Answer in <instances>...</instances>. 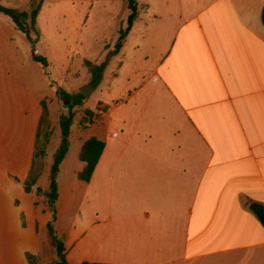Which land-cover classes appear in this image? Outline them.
<instances>
[{
	"label": "crops",
	"instance_id": "crops-1",
	"mask_svg": "<svg viewBox=\"0 0 264 264\" xmlns=\"http://www.w3.org/2000/svg\"><path fill=\"white\" fill-rule=\"evenodd\" d=\"M138 9L131 31L140 21L147 31L132 58L116 59L111 107L75 109L86 132L70 158L71 128L55 222L66 261L264 264V225L252 209H264V0H161L150 20ZM56 92L33 52L0 49V264L59 260L37 194L49 189L61 135L51 121ZM45 101L51 139L28 193ZM85 110L100 113L87 127ZM93 137L105 149L87 183L80 152Z\"/></svg>",
	"mask_w": 264,
	"mask_h": 264
},
{
	"label": "rangeland",
	"instance_id": "rangeland-1",
	"mask_svg": "<svg viewBox=\"0 0 264 264\" xmlns=\"http://www.w3.org/2000/svg\"><path fill=\"white\" fill-rule=\"evenodd\" d=\"M152 4L150 9L146 3ZM143 20L154 19L161 0H137ZM32 0H0V5L29 11ZM131 11L126 0H46L38 17V28L41 38L36 44L35 53L47 58L48 71L55 90L81 93V87L91 86V95L83 102L84 107L101 113H106L99 107L105 104L111 107L107 92L109 75L117 70V57L123 55L132 58L136 45L139 44L147 31L146 23L140 21L127 37L121 42V30L128 27ZM0 41L3 46L21 53L33 52V47L27 37L20 32L4 15H0ZM90 62L100 66L107 63L101 80L94 85L93 73L86 65ZM83 86V87H84ZM51 121L54 129H58L62 115L68 114L67 102L59 98L53 101ZM81 115L78 113L77 120ZM55 132V131H54ZM83 131L77 122L72 128L73 146L72 158L77 153L76 139ZM84 134V133H83ZM90 132H88V135ZM56 152L61 144L62 136L58 138ZM53 151V152H54ZM52 162V161H51Z\"/></svg>",
	"mask_w": 264,
	"mask_h": 264
},
{
	"label": "trees",
	"instance_id": "trees-1",
	"mask_svg": "<svg viewBox=\"0 0 264 264\" xmlns=\"http://www.w3.org/2000/svg\"><path fill=\"white\" fill-rule=\"evenodd\" d=\"M45 1L46 0H32L31 8L29 11H22L19 9L0 5V15L6 16L13 23V25L27 37L28 41L33 47V60L37 63H40L44 68H48L49 63L47 58L35 53L36 44L41 38V32L38 28V17ZM126 3L128 9L131 11V14L129 17L127 29L121 30V42L119 47L122 46V41L125 40L129 32L131 31L134 23L139 18V9L137 1L126 0ZM262 19L264 23V11ZM86 65L93 73L92 84H98L101 80L102 73L105 70L107 63L97 66L90 62H87ZM56 95L57 98L63 100L64 102H67V106L65 108L68 109L69 112L67 115H62L60 118L62 139L61 144L53 157V163L51 166L49 178V189L46 192H43L41 188H37V194L44 195L46 197L50 207V211L52 213V221L48 225V230L59 258V260L54 264H68L65 258L66 248L64 245V241L57 235L55 230V222L57 221L58 213L57 202L59 199L58 174L60 166L69 152L71 128L74 124L76 116L75 109L82 105L83 101L85 100V96L82 93H79L78 95H73L65 90L60 89L57 90ZM48 117V104L45 101L43 102V116L41 118V124L37 136L35 159L29 177L25 182V189L28 193H30L33 188L37 187V182L45 169V158L47 156V149L51 139L50 121ZM99 118V112L95 113L91 110H85L83 111L82 118L80 120L81 126L87 127L95 123ZM104 149L105 143L95 137L90 138L84 144L80 152V159L85 164V168L79 174L80 180L87 183L91 181L93 172L99 163ZM252 209L260 219L261 223L264 225V209L258 204H253ZM29 259L33 263L35 262L33 257L29 256Z\"/></svg>",
	"mask_w": 264,
	"mask_h": 264
},
{
	"label": "water",
	"instance_id": "water-1",
	"mask_svg": "<svg viewBox=\"0 0 264 264\" xmlns=\"http://www.w3.org/2000/svg\"><path fill=\"white\" fill-rule=\"evenodd\" d=\"M91 86H84L80 91L85 97H89L91 95Z\"/></svg>",
	"mask_w": 264,
	"mask_h": 264
},
{
	"label": "built area",
	"instance_id": "built-area-1",
	"mask_svg": "<svg viewBox=\"0 0 264 264\" xmlns=\"http://www.w3.org/2000/svg\"><path fill=\"white\" fill-rule=\"evenodd\" d=\"M100 109H101V110H104V107L101 105V106H100Z\"/></svg>",
	"mask_w": 264,
	"mask_h": 264
}]
</instances>
